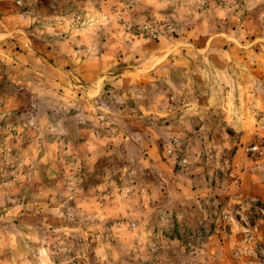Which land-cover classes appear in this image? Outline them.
<instances>
[{"label":"clouds","instance_id":"obj_1","mask_svg":"<svg viewBox=\"0 0 264 264\" xmlns=\"http://www.w3.org/2000/svg\"><path fill=\"white\" fill-rule=\"evenodd\" d=\"M0 264H264V0H0Z\"/></svg>","mask_w":264,"mask_h":264}]
</instances>
